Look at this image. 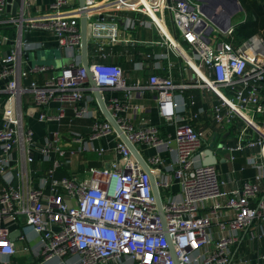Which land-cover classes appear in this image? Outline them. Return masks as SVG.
Instances as JSON below:
<instances>
[{
    "label": "built area",
    "instance_id": "obj_1",
    "mask_svg": "<svg viewBox=\"0 0 264 264\" xmlns=\"http://www.w3.org/2000/svg\"><path fill=\"white\" fill-rule=\"evenodd\" d=\"M84 1L85 10L74 0H55L48 12L19 18L10 12L13 0H0V23L16 24L19 30L15 39L0 36V257L17 254L11 236L21 228V239L31 229L40 243L35 264H72L69 256L74 255L79 258L74 264H264V254L255 261L236 260L233 251L240 233L264 217V31L237 45L230 8L211 7L213 21L204 11L209 0ZM83 11L98 53L90 63L98 88L121 131L144 147L140 151L151 172L92 109L94 88L79 60ZM129 12L147 20L120 15ZM146 22L162 38L151 44H169L193 70L189 82L177 83L170 68L151 75L145 86L130 85L122 65L109 60V44H135L122 40L121 28ZM31 31L52 33L70 63L57 70L31 66L27 55L36 47L25 38ZM216 32L226 39L216 42ZM143 88L155 93L161 118L176 123L173 134H163L155 124L138 126L128 115L129 104L117 93H143ZM192 88L207 89L217 98L209 111L219 127L240 123L238 142L221 144L232 163L239 153L254 150L247 163L260 173L253 180L230 190L218 166L205 164L210 140L193 123L198 114L186 113L185 94ZM77 119L91 120L86 132L50 131L53 138L36 137L35 122L61 126ZM110 152L114 157L107 161ZM88 156L102 165H92ZM66 164L78 165L79 171L59 173Z\"/></svg>",
    "mask_w": 264,
    "mask_h": 264
},
{
    "label": "crops",
    "instance_id": "obj_2",
    "mask_svg": "<svg viewBox=\"0 0 264 264\" xmlns=\"http://www.w3.org/2000/svg\"><path fill=\"white\" fill-rule=\"evenodd\" d=\"M55 0H24L23 6L18 8L17 14L13 15L12 7L10 6V12L13 16L21 17V13H24L25 17L36 16L39 14H44L50 10L51 4ZM74 5L80 7L79 0H74ZM123 17L131 16L141 19H146L144 16L136 13H122L120 14ZM247 18V17H246ZM107 20L110 18L106 17ZM147 20V19H146ZM242 22V21H241ZM238 23L237 25L241 24ZM81 23V20H80ZM120 25H124V22H120ZM19 33L18 27L16 24H2L0 23V36H8L10 39L17 38ZM120 37L122 40L134 41L135 44L118 42L117 44H109L107 46V51L111 52L110 61L120 63L124 69L125 78L130 85L140 84L145 86L148 84L149 77L153 74H163L170 70L177 83L183 84L184 82H189L190 78L193 77L194 72L190 69L183 60L176 54L169 44H156L152 45L154 41H158L161 36L158 33L157 28L154 24L146 22L144 25H137L134 28L126 29L124 27L120 30ZM25 38L32 41L36 48L30 50L27 55L28 63L32 65L50 64L53 68L60 69L67 62L68 57L67 53L64 50L58 48L56 39L54 35L46 31H31L25 33ZM38 44H43V46H37ZM178 49L185 55L187 60L189 59L187 54L182 50L180 46ZM57 51L60 53V62L56 63H47L49 60L55 61L58 58ZM42 53V54H40ZM149 53L157 54L158 57L150 58L147 55ZM96 44L90 40L89 42V64L92 63L96 57ZM162 54H165L166 57H161ZM3 55L0 53V59ZM43 58L44 62L41 61ZM80 62L84 65L82 57V46L79 56ZM143 64V66H141ZM143 93L139 90L133 92L132 94H127L126 91L121 90L117 93L124 103L129 104L128 115L131 117L132 121L138 126H146L149 124L158 125L163 134L174 133L176 128V123H168L161 118L155 93L149 88H143ZM90 96L89 91L87 92V97ZM95 104L93 103L92 109L97 108L98 114H100L105 119L106 116L102 111V108L97 100L96 94ZM187 100V114L191 116L192 114H198V118L194 119L193 123L196 125L198 130L202 131L208 140H210V148L213 155L216 157L215 164L218 166L222 177L225 180H228V189L233 190L239 187L241 181L244 180H253V178L260 173V171L248 165L247 159L254 153V150H246L245 152L238 154V159L235 162H230L228 160V153L223 149L224 143L235 144L238 142V125L240 123L236 120L234 125H226L225 127H219L215 124L210 116L209 109L213 104L217 102V98L207 89L202 88H192L188 90L185 94ZM192 97V98H191ZM191 98V99H190ZM96 106V107H95ZM138 107V108H136ZM91 120L89 119H77L71 125L68 124V121L64 122L61 126L56 124H46L44 130V137L41 139L37 137L38 140L45 139L46 136L53 138L54 132H86L89 129ZM40 123L35 122L34 127ZM36 135L38 131L35 127ZM139 150H144V147L141 145L138 146ZM218 149L225 151L220 154ZM205 151V153L207 152ZM154 151V150H153ZM217 153V154H215ZM92 160L91 164L94 166L102 165L97 161L95 156H88ZM114 154L110 152L106 155L107 161H109ZM207 159V153L206 158ZM42 169H46L47 165H41ZM73 172L76 173L79 171V166L75 165ZM69 164H67L59 169V173L68 174L70 173ZM264 174V170H263ZM177 189V188H176ZM232 214L230 211H225L224 215ZM15 231H20L15 239L17 247V254L13 256H1V264H35L39 260L40 255V243L37 239L35 233L29 229L26 232L27 238L21 239V235L25 232L18 228ZM14 231V232H15ZM217 231V228L214 227L213 233ZM13 232V233H14ZM217 235V234H216ZM215 238V234H213ZM27 247V249H26ZM234 254H236V260L247 259V260H258L262 254H264V217H261L256 220V222L248 229L240 233L239 242L233 249ZM79 260L78 256H69V261L74 264ZM264 263V260H263ZM112 264V263H111ZM127 264H131L130 262Z\"/></svg>",
    "mask_w": 264,
    "mask_h": 264
},
{
    "label": "water",
    "instance_id": "obj_3",
    "mask_svg": "<svg viewBox=\"0 0 264 264\" xmlns=\"http://www.w3.org/2000/svg\"><path fill=\"white\" fill-rule=\"evenodd\" d=\"M23 2H24V0H13V7H12L13 15L17 14L18 8L23 6ZM209 3L210 4L204 8V11L207 13V15L213 21H214V17H213L212 12L210 11L211 7H214V6L217 7L219 5H227L230 8L229 12H228V18H229V15L231 16V14L233 13L232 12L233 9H237L239 11H241L243 9L239 0H209ZM79 5H80V8L82 10H85L86 7H85V1L84 0H79ZM81 33H82V57H83L84 66L86 67V69L89 72L90 82L94 88V92H95L97 100H98V102L102 108V111L104 112L107 120L113 125L114 129L118 133L121 134L123 141L129 146L130 150L132 151L134 156L138 159V161L143 166V168L146 171L151 172L150 166L148 165L147 161L145 160V158L141 154V151L121 131L118 122L116 121V119L113 117V115L109 111L107 104H106V101H105L101 91L98 88L95 75L92 72V70L90 69V64H89L90 34H89L88 18H87L85 11H83V14L81 17ZM206 153H207V159H205V161H204L205 164H215L216 157L213 155L212 151L207 150ZM67 167H68V164H67ZM152 184H153V188H154V194H155V197L157 200L158 211L162 216H164V212L162 209V199H161L158 184H157V181H156V178L154 175H152ZM18 235H20V231H15L14 233H12L11 237L13 239H15ZM177 264H178V262H177Z\"/></svg>",
    "mask_w": 264,
    "mask_h": 264
},
{
    "label": "rangeland",
    "instance_id": "obj_4",
    "mask_svg": "<svg viewBox=\"0 0 264 264\" xmlns=\"http://www.w3.org/2000/svg\"><path fill=\"white\" fill-rule=\"evenodd\" d=\"M239 1H240L241 5H242L243 9L241 11H239L238 13L234 14L233 16L229 15V19L233 22V24H238L243 19H245L249 15V13H248L249 11H253L255 13H259L262 17H264V10L261 7L262 4H264V0H239ZM258 10L263 11V13H261ZM262 32H263V30L262 31L260 30L257 34H262ZM214 37H215L216 42H222V41H224L226 39L224 36L219 34V32H216L214 34ZM182 45L187 49V51L189 53L193 54L192 50L189 48L188 45H186L185 43H182ZM40 54H42V53H40ZM57 55H58V58L55 61L49 60V62H47V63L59 64V62H60V60H59L60 53L58 51H57ZM43 60L44 59L41 58V61H43ZM69 63H70V60L67 58V62L65 63V65H68ZM43 64H46V63H43ZM48 65H50V64H48ZM46 126L47 125H44L42 123L37 124L35 126L37 131H38V135L37 136H38L39 139H41V137H44V130H45ZM218 150H219L220 154L225 152L222 149H218ZM149 151L153 152V149H150Z\"/></svg>",
    "mask_w": 264,
    "mask_h": 264
},
{
    "label": "trees",
    "instance_id": "obj_5",
    "mask_svg": "<svg viewBox=\"0 0 264 264\" xmlns=\"http://www.w3.org/2000/svg\"><path fill=\"white\" fill-rule=\"evenodd\" d=\"M261 7L264 10V4H262ZM258 11L263 13L261 10ZM248 13L249 15L247 16L246 21L237 25L235 28L233 37L237 45L241 44L249 37L257 34L260 30L264 31V17L253 11H249Z\"/></svg>",
    "mask_w": 264,
    "mask_h": 264
}]
</instances>
